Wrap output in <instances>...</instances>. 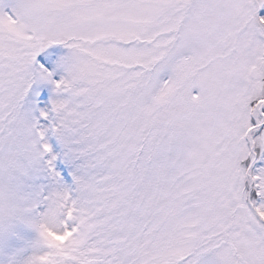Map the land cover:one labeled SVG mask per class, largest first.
<instances>
[{"label": "snow or ice", "instance_id": "snow-or-ice-1", "mask_svg": "<svg viewBox=\"0 0 264 264\" xmlns=\"http://www.w3.org/2000/svg\"><path fill=\"white\" fill-rule=\"evenodd\" d=\"M0 264H264V0H0Z\"/></svg>", "mask_w": 264, "mask_h": 264}]
</instances>
